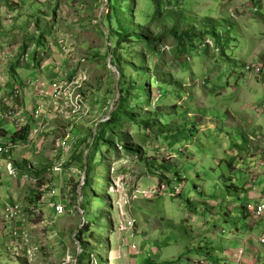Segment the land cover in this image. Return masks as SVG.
<instances>
[{"label":"rangeland","instance_id":"1","mask_svg":"<svg viewBox=\"0 0 264 264\" xmlns=\"http://www.w3.org/2000/svg\"><path fill=\"white\" fill-rule=\"evenodd\" d=\"M153 1L23 0L26 7L20 12L26 20L33 18L37 33V46L29 56L46 48L56 51L52 59L65 62L59 77L80 78L77 92L89 111L80 119L64 113L58 122L47 121V129L33 144L48 151L46 169L34 188H23L22 180L30 173L34 150L28 149L31 155L14 164L16 178L1 168L0 203L11 202L7 189L13 181L25 192L20 203L26 209L33 200L41 203L40 214L32 215L26 225L34 257L12 258L1 244L0 264H202L203 258L224 264L225 249L238 250L244 264L246 253L254 252L250 240L257 242L263 232L248 237L251 225L257 235L264 221H253L244 206L247 185L250 190L264 185V155L253 144L264 138V93L260 84L259 94L247 105L241 89L259 84L245 67L264 63L259 61L264 56V0ZM164 2L169 10L161 8ZM250 2L256 4V13ZM118 3L121 7L115 6ZM157 3L161 14L152 19ZM248 8L252 14L242 13ZM236 9L242 13L238 18ZM117 14L121 25L145 28L143 33L163 35L164 40L151 46H116L109 29H117ZM38 18L47 42L37 29ZM173 24L179 34L195 36L194 41L181 46L168 36ZM207 38L219 52L199 47ZM139 67L146 71L141 77ZM17 73L21 79L29 75L21 69ZM120 73L126 76L121 82ZM140 84L147 86L146 93L132 87ZM122 88H128L125 107L133 116L122 118L114 133L127 135L130 144L143 149L140 156L120 143L116 149L104 142L89 148L93 135L117 108ZM31 102L28 97L32 111ZM246 113L255 120L245 118ZM6 127L3 143L11 142L16 132L14 124ZM62 142L67 143L66 151ZM87 154L93 158L85 166ZM56 161L63 163L61 175L51 169ZM44 186L55 191L54 201L67 206L65 214L43 206L51 202L41 200ZM122 215L136 220L132 239L115 230ZM133 242L141 253L130 252ZM81 244L86 245L83 252ZM254 262L264 264L263 259Z\"/></svg>","mask_w":264,"mask_h":264},{"label":"built area","instance_id":"2","mask_svg":"<svg viewBox=\"0 0 264 264\" xmlns=\"http://www.w3.org/2000/svg\"><path fill=\"white\" fill-rule=\"evenodd\" d=\"M1 2L2 0H0V4ZM252 7L255 8L254 12L256 13L258 11L256 5ZM5 14V17L8 20L14 18V12L11 10L7 11ZM199 47L204 49H209L210 47L215 49L216 52H219V47H216L213 40H210L209 38L203 40ZM63 51H66V49H63ZM41 56H44V53H41ZM245 69L249 75L258 77V79H262L264 82L263 63L247 65ZM77 78L70 81L67 77H57L51 80L36 78L29 79L23 83L17 82L13 88V97L20 96L26 88L28 92L32 93V98H34L33 110L29 113L32 122L27 124V120L25 116H23L21 108L15 106L6 107L4 109L0 107V120L4 119L11 122L19 130L28 127L27 141L31 142L38 136L42 135L45 128L47 129V121H51L54 118L57 120V117L64 115V113L68 116H78L79 119L85 117L89 108H84L85 103L82 95L80 92H77V90L81 88V83H79L80 78ZM262 108H264V104L262 105ZM108 119L109 116L105 118L104 122ZM61 145L63 150L66 151L65 147L67 146V143L62 142ZM13 149L14 146L12 143L5 144L0 139V185L3 172V170L1 172V168L5 169L4 172L8 177L16 178L18 174L13 162H7L4 165L1 163L3 157L11 154ZM33 167L34 166L31 164L28 169ZM51 169L54 173L61 175L64 170L63 163L61 161H56L51 166ZM22 180L27 185H37L39 178L30 172L28 175L25 174L24 177H22ZM255 180L256 178L254 177L251 182L254 183ZM40 191L42 193L41 200L43 199L47 201V199H50L51 201L43 205L44 207H52L57 215L65 214L67 206L64 203L54 201V190L47 191V186H44ZM134 199L135 198H131L130 200ZM40 203L41 202L33 203L29 209H26L22 203H0V246L1 244L2 246L4 245L7 253L12 258L32 259L34 257V249L30 246L31 237L27 231L26 225L29 219L32 218V215L35 216L40 214V210L37 209V206H39ZM244 208L247 216L252 218L253 221L264 220V201H249L245 204ZM135 227L136 220L134 217L129 216L128 218H124L122 215V219L115 225V230L132 239L134 237ZM256 243L264 247V232L257 239ZM130 252L139 254L142 251L140 246L133 242L130 245ZM238 257L239 259L241 258V253Z\"/></svg>","mask_w":264,"mask_h":264},{"label":"crops","instance_id":"3","mask_svg":"<svg viewBox=\"0 0 264 264\" xmlns=\"http://www.w3.org/2000/svg\"><path fill=\"white\" fill-rule=\"evenodd\" d=\"M254 5L256 4L252 2L251 7ZM25 7L26 6L23 3V0H2L0 4V107L3 109L6 107H10V106L20 107L23 112V116H25L27 120V124H30L32 122V119H30V116H29V113L31 112V108L27 104V98L32 97V93L28 92V90L25 88L24 92L20 96L13 97L12 92H13L14 85L17 82L23 83L24 81H27L29 79H33L36 77L37 78L39 77L44 80L55 79L59 77L60 74H62V67H63V64H65V62L64 63L61 62V59L58 60L57 57H55L56 61H54L52 58L56 56L57 54L56 51L52 50L54 51V53L52 51L47 52V48L46 50H42L44 52H39L40 50L39 51L37 50L33 58L31 59V56H29V53H30L31 48L37 46V41L34 40V36L37 35V33H36V30H34V23L31 22V19L33 18L29 16L28 20H26L24 17V13L20 12L22 11V9H25ZM10 10L14 12V18L12 20L6 21L5 13ZM27 12L30 13L29 11ZM236 13H237V18L242 13L252 14L249 8L245 12H242V13H239L236 9ZM40 20L41 19L38 18V21L36 22L37 29H39V31L41 32V36L43 37L44 41L47 42V36H45L43 32L41 31L42 29L41 27L43 26V24H41ZM8 36H11L14 42H10L8 40L9 39ZM39 41L40 43L42 42L41 39ZM18 48L23 49L24 51L18 52L17 51ZM41 53H44V56H41ZM259 61L264 62V56H262L259 59ZM18 69L24 70L26 72L28 71V74H29L28 78H25V79L19 78L20 76L17 73ZM65 75L70 76V73L67 71H64V76ZM18 79H20L21 81H18ZM257 82L259 84H253V85L251 84V86H244L241 89L246 94L247 100L245 103L247 105H249L250 103V97H252L253 95L254 96L258 95L260 92V89L263 88L262 92L264 93L263 80L260 79ZM260 84L263 85L262 88ZM246 85H250V84H246ZM31 104L33 107L34 98H32ZM245 110H243L244 113H245ZM229 117L235 118V116H233L232 113H229ZM247 117L250 118L251 121L255 120L254 119L255 116L249 115L246 113L245 118ZM6 124H12V123L4 119L0 120V139H3L8 135V132L6 130L7 128ZM49 128H52V127H49ZM17 130L19 129L16 127V131ZM40 137L42 136L40 135ZM10 138H11V142H9V144L12 143V145L14 146V149L11 154L3 157L1 161L3 165L7 162H13L14 164H18L19 160H24L26 157L31 155L28 149H32V151L34 150L33 153L35 154V160L30 161L29 165H31V162L32 163L34 162L37 164L36 166L32 165L35 168L46 169L45 162L48 160L46 157L48 155V151L46 153L44 149H36L33 146V144H35V140L31 142H28V141L19 142V143L17 142L14 144L12 142V136ZM260 138L261 139L257 143L254 142L253 144H254V147L259 148L257 149L256 152H259L264 155V138L262 137ZM5 144H8V143H5ZM261 162H264V161H261ZM25 185L27 186V184H23V188L25 189L28 188ZM1 186L2 184L0 185V187ZM29 186L30 188L35 187V185L33 186L31 184ZM247 187H248L247 194L249 195L248 202L249 201H264V195H261L262 193L264 194L263 184L259 186L258 189L256 190H250L249 185H247ZM7 191H8L9 196L11 197V202H14V203H20L23 197L25 196L24 194L25 192H22V189L18 187L16 181H13V186H10L7 189ZM3 202H9V201H3ZM254 227L255 225L252 223L251 225L252 232L248 237L258 236L262 232H264V225L259 228V233L257 235L253 231ZM250 242H251L252 250L254 252L246 253L248 257L245 255L244 264H256L254 261L260 260V259H263L264 261V256H263L264 254L262 253V250L264 249V247L262 246L260 247V245H258V243H256L253 240H250ZM208 250L209 249H207V252L209 254ZM225 251H226L225 253L226 260L224 264H241V260L238 257L239 255L238 250L234 251L230 249H225ZM210 255L211 254H209V256ZM203 259L205 261L202 260L201 262L202 264H211L210 258H203ZM125 263H128V261L125 260Z\"/></svg>","mask_w":264,"mask_h":264},{"label":"trees","instance_id":"4","mask_svg":"<svg viewBox=\"0 0 264 264\" xmlns=\"http://www.w3.org/2000/svg\"><path fill=\"white\" fill-rule=\"evenodd\" d=\"M153 1V0H152ZM154 2V1H153ZM170 4H173L174 1L170 0L169 1ZM155 3V2H154ZM116 7H121V5L118 3L117 5H115ZM157 6V10L156 8H154V13H153V17L152 19H157L156 14H161V11H159V3L156 4ZM161 8H163L164 10H169L168 7V3L164 2V4L161 5ZM128 11L131 12V7L128 8ZM209 20H213L212 18H210ZM116 24H117V29H109V33L111 36V43L115 44L116 46H120L123 43H129V42H134L137 44L140 43H145L148 46L151 45H155L157 43H161L164 39H163V35H158L157 37H152L151 35H148L147 33H143L141 30L145 29V28H137L135 26H133L130 23L125 22V25H121L122 21L119 18V15L117 14L116 16ZM158 28H160L161 26H164V24H157L156 25ZM178 26L176 24H173L172 26V30L168 31L166 34L168 36H171L172 38H174L178 43H180L181 46L184 45L185 41L189 40V41H194L195 36L193 37H188L187 33H183V34H179L178 30H177ZM166 35V36H167ZM116 61L114 62V65H116ZM139 77L143 76L146 71H144V69L142 67H139ZM126 79V76L124 73H120V82L124 81ZM142 80V79H141ZM135 89H138L144 93H146V85L145 84H140V86L138 85L137 87L132 86ZM128 88L127 89H120V98H119V104L117 106V108L112 111L109 115V119L103 123V128L102 130L93 135V141L91 143V146H89V148L91 147H98V144L104 142V144L106 145H110V147L116 149L118 146V144L120 143L122 148H124V150L128 151L129 153H133L136 154L138 156L144 154L143 149L139 148L137 145L134 146L132 144H130L128 136L124 135V136H119L116 135L114 133V129L115 127H117L120 124L121 119H127V120H131L133 113L130 111L126 110L125 104H126V100H127V95L125 93H127ZM145 124L148 125V122H146ZM110 132V134L114 135V137H105V134L107 132ZM28 138V127H24L20 130H17L13 135H12V142L15 143H19V142H26ZM89 155L87 154V156L85 157V166L89 165V161H92L93 158V154L90 155V159ZM27 171L33 173L37 178H40L39 175H41L43 171H45V169H39V168H31L28 169ZM89 178V177H88ZM89 180V179H88ZM35 203H38V200H33ZM87 222L90 223L91 222V218L87 219ZM81 251L83 252L86 249V245L81 244Z\"/></svg>","mask_w":264,"mask_h":264}]
</instances>
